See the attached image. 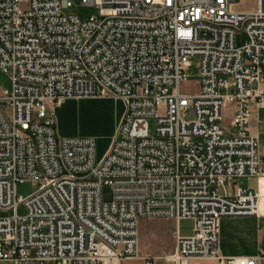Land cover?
Masks as SVG:
<instances>
[{"label":"built area","instance_id":"obj_1","mask_svg":"<svg viewBox=\"0 0 264 264\" xmlns=\"http://www.w3.org/2000/svg\"><path fill=\"white\" fill-rule=\"evenodd\" d=\"M74 4L99 14L65 13ZM242 4L0 0V69L11 79L0 91V261L121 264L140 257L139 220L167 217L194 222L169 261L264 262V248L225 257L219 246L221 218H264V141L251 132L264 111V0ZM193 57L195 91L184 87ZM110 95L124 111L98 159L96 137L59 132L56 108ZM251 177L255 189L239 183ZM26 180L39 187L21 197Z\"/></svg>","mask_w":264,"mask_h":264},{"label":"rangeland","instance_id":"obj_2","mask_svg":"<svg viewBox=\"0 0 264 264\" xmlns=\"http://www.w3.org/2000/svg\"><path fill=\"white\" fill-rule=\"evenodd\" d=\"M253 0H244L239 8H250ZM65 13L76 15L83 20L89 19L91 16L98 15L99 11L95 6L92 5H79L74 4L73 6L67 8ZM188 83L184 85L185 90L195 91L197 89V81L199 78V58H191V66L186 72ZM230 79V78H229ZM11 87V79L8 74H6L2 69H0V91L8 90ZM74 100L88 99L90 102L93 101L94 105H79L66 104L63 107L60 106L56 108V114L58 119V130L63 135H83V136H94L97 140V157L98 159L103 156L106 149L110 145L116 129L121 120V115H114L119 109L120 105L118 102L119 98L110 96H100L94 98H72ZM92 102V103H93ZM61 113V115H60ZM226 128L231 130L229 127L230 116L226 114L225 116ZM264 119V111H260L259 116H255L251 122V132L256 134L259 132L261 140H264V125L262 120ZM149 124L152 129H154L156 121L154 118L150 119ZM67 133V134H66ZM240 184L244 186H249L253 189L257 187V179L255 177L242 178L239 181ZM39 187V183L35 180H26L24 182L18 183L16 187L17 195L21 197H26L36 191ZM262 187H264V178L262 179ZM103 199L109 201L112 197V189L109 185H104L103 187ZM263 212H264V200ZM25 209L23 205L19 207V213H24ZM185 228L188 230L192 229V220L185 218L183 221ZM170 225V224H169ZM172 225V224H171ZM174 225V224H173ZM166 253H163V255ZM47 264H54L53 262H48Z\"/></svg>","mask_w":264,"mask_h":264},{"label":"crops","instance_id":"obj_3","mask_svg":"<svg viewBox=\"0 0 264 264\" xmlns=\"http://www.w3.org/2000/svg\"><path fill=\"white\" fill-rule=\"evenodd\" d=\"M77 102L79 105H94V102H90L88 99H66L60 105V109L66 104H75ZM118 103L120 107L114 115L120 117L123 114L124 105L123 102ZM262 205L263 203L261 204V210L263 211ZM184 220L167 217L141 218L138 224L140 257L124 259L121 264H146L147 259H150L153 264H176L167 260V257L171 256L175 251L176 237L178 235H191L194 230L193 220L190 219L192 220L191 230L185 228ZM219 246L221 254L225 257H247L258 254L264 248V218L256 216L221 218L219 222ZM163 253L166 254L163 255ZM0 264L12 263L0 261ZM188 264H218V261L214 258L191 257L188 259Z\"/></svg>","mask_w":264,"mask_h":264},{"label":"bare ground","instance_id":"obj_4","mask_svg":"<svg viewBox=\"0 0 264 264\" xmlns=\"http://www.w3.org/2000/svg\"><path fill=\"white\" fill-rule=\"evenodd\" d=\"M262 193H263V198H262V201H263V200H264V187H262ZM262 201H261V203H260V209H261Z\"/></svg>","mask_w":264,"mask_h":264}]
</instances>
